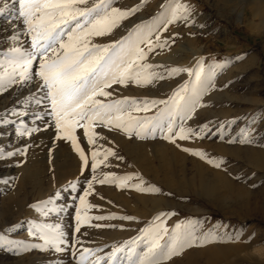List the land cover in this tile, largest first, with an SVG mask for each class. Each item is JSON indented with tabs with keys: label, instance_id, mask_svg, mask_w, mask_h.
I'll return each mask as SVG.
<instances>
[{
	"label": "snow or ice",
	"instance_id": "obj_1",
	"mask_svg": "<svg viewBox=\"0 0 264 264\" xmlns=\"http://www.w3.org/2000/svg\"><path fill=\"white\" fill-rule=\"evenodd\" d=\"M116 3L117 0H5L0 6V14L6 13V20L12 25L11 34L0 40V43L9 42L11 45L0 50V94L13 90L18 95L28 89L27 94L16 101V106L0 114V126L14 125L17 140L40 132L42 129L37 122L42 123L44 129L54 128L53 147L48 148L49 171L53 173V179V148L57 141L70 142L71 149L78 156L79 173L75 179L57 188L54 195L28 205L40 217L39 220H26L27 236L31 239L9 235L21 227V222L7 225L0 231V249L4 252L21 257L39 250L57 257L40 264H175L174 258H180L185 250L193 247L216 241L241 240L243 230L234 234L221 233L217 231L219 222L206 229L204 224L210 219L207 216L180 218L170 225V218L179 215L175 208L156 211L146 222L131 214H91L92 209L100 208L88 199L95 192V184L173 196V193L145 180L138 171L123 174L98 172L102 165L111 167L110 157L118 161H124L125 157L113 147L98 145V140L106 137L96 131L97 126L116 130L130 139H162L215 169L227 171L223 157L210 155L202 148L184 147L179 141L216 138L228 144H258L251 126L264 117L261 112L252 115L247 125L235 135L232 128L240 117L191 124L198 109L211 106V101L205 98L217 89V79L232 63V58L213 56L206 62L205 57L200 56L191 67H165L146 62L150 53L170 46L169 39L162 38L169 25L178 21L188 25L195 23L193 6L180 0H165L155 15L134 23L118 39L108 43L93 42V38L111 34L122 21L135 16L145 7L147 0H140L131 7H117ZM17 21L19 24L15 23ZM198 26L205 27L204 24ZM181 73H186L187 79L174 87L166 98H113L114 85L145 87ZM228 83L223 87L227 88ZM34 84L35 91H32ZM77 129H82L89 146L87 152L81 147ZM6 135L0 133V136ZM259 146L264 147V144ZM30 147L29 143L10 151L0 147V159L24 157L16 161L19 167L27 159ZM89 172L90 175L86 174ZM233 178L245 183L249 179L240 175ZM15 179L5 177L0 182L9 183ZM261 185H264V179L250 184L249 188L258 189ZM64 194L69 197L66 201ZM179 199L187 200L186 197ZM73 208L75 211L71 214L69 210ZM69 215L73 220L68 226L71 232L63 224ZM53 216L58 222L48 219ZM106 220L142 223V226L130 228L124 223H99ZM101 228L134 231L136 234L102 246H85L92 242L82 238L88 235L82 229ZM243 242L249 248L264 243V230L253 229ZM69 255L71 261L60 258ZM24 264L32 262L26 260Z\"/></svg>",
	"mask_w": 264,
	"mask_h": 264
},
{
	"label": "rangeland",
	"instance_id": "obj_2",
	"mask_svg": "<svg viewBox=\"0 0 264 264\" xmlns=\"http://www.w3.org/2000/svg\"><path fill=\"white\" fill-rule=\"evenodd\" d=\"M3 2L4 0H0V6ZM139 2L140 0H117L115 6L131 7ZM180 2L193 6L192 18L195 23L188 25L186 22L178 21L169 25L168 29L162 33V38H168L170 46L150 53L146 62L165 67H191L200 56H204L206 62L213 56L221 59L232 58V63L217 79V89L205 98L206 101H211V106L198 109L196 119L190 123L240 117L232 128V134L235 135L242 126L247 125L252 115L257 112L264 113V38L255 41L245 39L241 33L233 31L231 24L218 20L215 13L203 6L204 0H180ZM163 3L165 0H147L145 7L135 16L122 21L111 34L102 38H93V42L108 43L118 39L125 35L127 29L134 23L155 15ZM15 23L19 24L18 21ZM200 24H204L205 27H199ZM6 32L8 36L12 30L8 28ZM9 46H11L9 42H2L0 50ZM253 54L260 58L258 65L251 63ZM236 56H241L242 59L235 60ZM185 79L187 74L181 73L179 76L155 81L152 85L145 87L134 84L114 85L113 98L119 96L166 98L171 90ZM229 81L231 83H228ZM226 83L228 87L224 88L223 85ZM35 86V84L32 86V91H35ZM27 92L28 89H24L16 95L13 90H9L7 93L0 94V114L5 109L16 106V101ZM37 123L42 129L40 132L19 140L15 138L14 125L0 126V133H7L6 136H0V147H3L5 151L25 143L32 145L28 150L27 159L19 167L16 166V161L24 157L0 159V180L5 177H16L9 183L0 182V231L7 225L21 222V227L9 234L18 239H31L27 236L26 220L40 219L38 213L28 208V205L54 195L57 188L75 179L79 174L78 156L71 149L70 142L57 141L53 148L55 165L53 179V173L49 171L48 148L53 147L54 128L44 129L42 123ZM251 127L254 129L252 134L258 138V144H228L216 138L179 141L184 147L202 148L210 155L223 157L227 168V171H224L213 168L162 139L143 141L130 139L116 130L109 131L97 126L96 131L106 137V139L98 140V145L102 148L113 147L125 157L124 161L110 157L108 162L111 167L106 168L102 165L98 172L112 171L123 174L138 171L145 180L156 184L165 192L173 193V196L145 194L131 189H117L114 185L95 184V192L88 199L91 203L100 205V208L92 209L91 214L108 212L131 214L137 216L142 222H146L156 211L178 209L179 215L170 218L168 222L170 225L180 218L207 216L210 219L204 224L206 229L219 222L218 232L234 234L237 230H243L241 240L216 241L202 247H193L185 250L180 258H174L175 264H250L249 260L241 257L240 253L249 249L243 241L253 229L264 230V185L258 189L249 188L250 184L264 179V147L259 146L264 144V117L258 119L257 123ZM77 134L81 140V147L87 152L89 146L83 138L82 129H77ZM88 154L90 156V153ZM144 163H151L153 171L145 172L139 166ZM86 174L90 175V172ZM237 175L249 179L246 183L235 180L233 177ZM180 197H186L187 200H181ZM68 198L67 194H64L63 199L66 201ZM69 211L74 214L75 210L73 208ZM48 219L53 223L58 222L55 216ZM72 223V215L66 216L63 224L69 232L71 229L68 226ZM99 223H124L130 228L142 226V223L129 224V222L107 220ZM82 231L88 232V235L82 238L92 242L85 246H102L136 234L134 231L105 228L82 229ZM108 250L110 249H105V251ZM56 258V255L51 252L44 253L39 250L16 257L0 249V264H24L26 260H30L32 264H40L42 261H53ZM60 258L71 261L70 255ZM253 264H260V262L254 261Z\"/></svg>",
	"mask_w": 264,
	"mask_h": 264
},
{
	"label": "clouds",
	"instance_id": "obj_3",
	"mask_svg": "<svg viewBox=\"0 0 264 264\" xmlns=\"http://www.w3.org/2000/svg\"><path fill=\"white\" fill-rule=\"evenodd\" d=\"M215 13L218 20L231 24L233 31L253 41L264 38V0H204V5ZM251 63L258 65L260 58L253 54ZM250 264H264V243L253 245L240 253Z\"/></svg>",
	"mask_w": 264,
	"mask_h": 264
},
{
	"label": "bare ground",
	"instance_id": "obj_4",
	"mask_svg": "<svg viewBox=\"0 0 264 264\" xmlns=\"http://www.w3.org/2000/svg\"><path fill=\"white\" fill-rule=\"evenodd\" d=\"M5 2V0H4ZM3 2V3H4ZM1 6H3V4H1ZM6 13L5 14H0V40H2L5 36H6V30L9 28L10 30H12V25L9 23H7L8 21H6ZM251 98V97H250ZM253 98V97H252ZM254 101V100H253ZM257 102V101H256ZM259 102V101H258ZM224 112V111H223ZM232 149V148H231ZM235 150V149H234ZM234 150H231V151H234ZM235 158V157H234ZM137 163V162H136ZM135 163V164H136ZM139 166L145 171H153L152 170V164H148V163H144V164H139ZM142 171V170H141ZM157 173V172H156ZM29 176V175H28ZM34 176V174H33ZM208 185V184H207ZM208 191V190H207ZM252 206V205H251ZM254 208V207H253ZM256 208V207H255ZM259 210V209H258ZM225 249V248H224ZM222 254V253H221ZM208 258V257H207ZM210 260V259H209ZM214 260V259H213Z\"/></svg>",
	"mask_w": 264,
	"mask_h": 264
}]
</instances>
